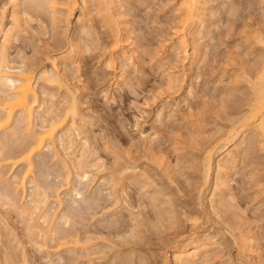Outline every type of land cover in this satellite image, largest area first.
<instances>
[{
	"label": "rangeland",
	"instance_id": "obj_1",
	"mask_svg": "<svg viewBox=\"0 0 264 264\" xmlns=\"http://www.w3.org/2000/svg\"><path fill=\"white\" fill-rule=\"evenodd\" d=\"M57 1L54 10L36 18L29 12L26 16L30 4L20 1L24 23L8 46L9 67L31 65L39 74L51 70L52 58L61 56L63 89L39 80L40 109L47 122L50 117L63 121L75 95L80 114L68 115L63 125L74 124L75 129L69 126L74 140L69 158H84L81 163L89 177L80 182L81 168L78 177L71 169L72 176L66 178L62 162L69 158L57 135L51 151L33 157L34 171L20 187L27 164L14 165L3 157L27 137L17 114L7 128L13 137L6 129L0 133L7 147L0 152V264H173L176 248L193 236L210 238L214 247L192 264H264L263 138L258 139L256 131L246 132L247 139L255 135L253 151L247 158L240 154L220 175L215 174V154L209 168L205 160L207 151L212 154L223 145L226 131L248 110L251 81L259 83L255 80L264 65V45L258 40L264 38V0H205L207 15L201 12L195 30V39L202 41L200 57L190 53L193 36L187 37L185 48L177 43L185 29L180 19L183 0H114L111 8L98 7L99 0H74V7L66 4L70 0ZM6 6L7 0H0L3 29L12 23ZM70 45L75 50L71 55ZM63 55L74 58L75 64L65 68ZM34 123L36 131L40 124ZM219 176L225 185L218 183ZM216 188L222 191L225 209L220 204L210 207ZM35 200L38 209L32 211Z\"/></svg>",
	"mask_w": 264,
	"mask_h": 264
},
{
	"label": "bare ground",
	"instance_id": "obj_2",
	"mask_svg": "<svg viewBox=\"0 0 264 264\" xmlns=\"http://www.w3.org/2000/svg\"><path fill=\"white\" fill-rule=\"evenodd\" d=\"M20 1L21 0H7V5L9 6V9L11 10V21H12V23H11V25L9 26V27H7V28H4L3 29V27L1 28V19H0V95H2V96H0V133H1V131H5V129L6 130H8L7 128H9V126L11 125V123L13 122V120H14V118H15V116L18 114L19 115V117H18V119H17V117H16V120H19V122L24 126V129L26 130V138L25 139H23V137H25V136H23L22 137V139H20V140H22L21 142H20V145H19V147H17V148H15V149H13V151H11V152H9V150L5 153V155H3V157H6V158H4V159H8L7 161H8V163H9V161L11 162V161H13V164L14 165H19L20 163H26L27 165H26V174H24L25 176H23V178H22V181H20V183L18 184V185H20V187H23L24 186V184H25V180H26V176L27 177H29V174L31 175V173H32V170H33V160H34V156L35 155H37V154H39L40 152H42V150H48L49 148H51L50 146H53L54 144H55V142H54V140H55V138L57 137V135H58V141H60L59 142V144H60V148H62V150H63V152L65 153V157H66V159H67V157L69 158L70 157V149L73 147V139H71V137H70V134H69V132L71 131V128H73L74 126V124L72 123L71 125H69V123H68V125L69 126H71V128L69 127V126H64L63 124V122H65L64 121V119L66 118L67 119V117H68V115L70 116V118L73 116V115H75L77 112H78V110H77V104H76V102H74L75 100H73L75 97V95H72L73 93L71 92V93H69L70 95H72L71 97L70 96H68L67 94H68V92H69V90H68V92H66L65 94L68 96V98L70 97V98H73L72 99V104H67L68 106L67 107H69V108H66L65 109V111L67 110V112H66V116L64 115V113H63V115H61V116H65L64 118L63 117H60V118H63V121H62V119L59 121V122H56V121H58V119L56 118H51L50 117V120H49V118H48V122L45 120V119H47L46 117L44 118L43 117V115H42V113L44 112L43 110V108H44V106L43 107H41L42 105L39 103V99H38V91L36 90V86H37V83H38V81L39 80H41V81H45V82H47L46 84L48 85V84H51V85H54L55 86V84L56 85H58V86H56V87H58V89L60 90L62 87H61V83H60V79H59V73H60V70H62V69H60V64H61V60L59 59L60 57H56V58H52L53 60H52V64H51V67H52V69L51 70H48V71H43L42 70V72H40L39 74H35L34 72H35V66L33 67V66H31V65H29V67H28V69H26V66L22 69H18L17 68V70H13V68H10L9 67V56H8V53L9 52H7L8 50V46L10 45V42H11V40L13 39V37L15 36V34H17V32H19V28L21 27L22 28V24H21V22H22V20H24V18L23 19H21V17H20V15L19 14H21V13H24L23 12V10H22V12H21V10H20V8L22 7L20 4ZM25 1V0H24ZM65 1H67V0H65ZM64 1V2H65ZM97 1V0H96ZM96 1L94 2V3H96ZM56 2H58L57 0H26V4L28 3V4H30V6H29V8L28 9H26L25 10V13L27 14L28 12V14H31L32 16H35V18L36 17H39V16H41V14H43V16H44V13L45 14H47L48 13V11L49 10H54L55 8H56ZM60 2V1H59ZM72 2V3H71ZM100 2V0L97 2L98 3V7H99V5H108V7L109 8H111V6H113L114 7V5H112V4H114L115 2H114V0H101V2ZM208 2V1H207ZM205 0H183V3H182V14H181V16H180V19L181 20H183V24H182V26L184 25L185 26V29L183 30L184 32L180 35V36H178V38H177V43L178 44H180V45H182V47L183 48H185L186 46H184V45H186L187 44V42L189 41L188 39H187V37H191V36H193L192 38H194V39H192L191 40V44H192V46L190 47L191 48V52L190 53H192L191 55H193L192 57H200V55H198L199 53H200V49H202V48H200L201 47V45H200V42H202L201 40L199 41V39H195V37H197L196 35H195V30H196V28H197V26H198V23H199V21H200V16H201V12H203V8H204V6H205V4L207 3ZM61 3V2H60ZM69 3H71L70 4V6L72 5H74V3H75V1L74 0H70V1H68V2H66V4H69ZM83 3H84V5H85V8H86V10L87 9H89L90 7H89V5L87 4V2H85V1H83ZM93 3V4H94ZM102 3V4H101ZM76 4V3H75ZM118 4V3H117ZM116 4V5H117ZM59 5V4H58ZM57 5V6H58ZM83 5V6H84ZM115 5V6H116ZM8 6H6V7H8ZM21 6V7H20ZM93 6V5H92ZM96 6V5H95ZM119 6V5H118ZM26 7V6H25ZM25 7L24 8H22V9H25ZM74 7V6H73ZM107 7V6H106ZM105 7V8H106ZM84 8V7H83ZM95 8V7H94ZM119 8V7H118ZM206 8V7H205ZM8 9V8H7ZM115 9V8H114ZM207 9V8H206ZM205 9V10H206ZM70 10H72V8L70 9ZM113 10V9H112ZM120 10V8L118 9V11ZM211 10V9H210ZM7 11V10H6ZM118 11H117V13H118ZM214 11V10H213ZM100 12V11H99ZM114 12H116V10L114 11ZM206 12V11H205ZM205 12H203V13H205ZM4 12H2V14H3ZM52 13V12H51ZM117 13H115V14H117ZM181 13V12H180ZM216 13H217V11H216ZM28 14L26 15V16H28ZM50 14V13H49ZM54 14V13H53ZM53 14H51V16L53 15ZM4 15V14H3ZM22 15V14H21ZM30 15V16H31ZM55 15V14H54ZM53 15V16H54ZM119 15V14H118ZM117 15V16H118ZM121 15V14H120ZM206 15H207V12H206ZM208 15H209V13H208ZM210 15H213V14H210ZM2 16V15H1ZM50 16V17H51ZM116 16V17H117ZM124 16V15H123ZM203 16V15H202ZM205 16V15H204ZM2 17H4V16H2ZM24 17V16H23ZM112 17V16H111ZM122 17V16H121ZM211 17V16H210ZM31 18V17H30ZM58 18V17H57ZM82 18V17H81ZM113 18H114V16H113ZM118 18V17H117ZM120 18V17H119ZM118 18V19H119ZM123 18V17H122ZM125 18V17H124ZM208 18H209V16H208ZM216 18V17H215ZM33 19V18H32ZM38 19V18H37ZM56 19V18H55ZM55 19H53V20H55ZM116 19V18H115ZM117 19V20H118ZM3 20V19H2ZM41 19H39L38 21H40ZM56 20H58V19H56ZM126 20V19H125ZM204 20V19H203ZM26 21V20H25ZM81 23H83V20L82 19H80L79 20ZM212 21V20H211ZM53 22H55V21H53ZM79 22V23H80ZM125 22V21H124ZM128 22V21H127ZM182 22V21H181ZM204 22V21H203ZM207 22V21H206ZM22 23H24V22H22ZM126 23V22H125ZM118 25H120V23H118ZM117 25V26H118ZM200 25V24H199ZM122 26V25H121ZM121 26H119V27H121ZM126 26V25H125ZM82 27V26H81ZM123 27V26H122ZM125 28V27H124ZM206 28V27H205ZM120 29V28H119ZM122 29V28H121ZM127 29V28H126ZM22 30V29H21ZM79 30V29H78ZM82 30V29H81ZM128 30V29H127ZM126 30V31H127ZM125 31V33H127ZM201 31V30H200ZM122 32V31H121ZM198 33V32H197ZM129 34V32L127 33V35ZM204 34V33H203ZM202 34V35H203ZM126 36V35H125ZM129 36V35H128ZM262 37V39L260 38V39H258V40H260L259 41V43H263V45H264V38H263V35H261ZM189 37V38H190ZM199 37V36H198ZM204 37V36H203ZM17 38V37H16ZM202 38V37H201ZM125 39H127V38H125ZM128 40V39H127ZM127 40H125V41H127ZM71 43V42H70ZM75 43V42H74ZM189 43H190V41H189ZM262 43H261V45H262ZM75 45V44H74ZM262 45V46H263ZM77 45H75L74 47H76ZM86 46V45H85ZM74 47L72 46L71 47V45H70V49H72V50H69V53H70V55H71V52L74 50ZM79 47H80V45H79ZM188 47V46H187ZM130 49V52H131V49H132V51H134L133 50V48H129ZM82 50H85V48L84 49H82ZM71 51V52H70ZM75 51V50H74ZM78 52V51H77ZM264 52V51H263ZM262 52V53H263ZM66 53V52H65ZM64 53V54H65ZM134 53V52H133ZM63 54V53H62ZM76 54V53H75ZM189 55V54H188ZM62 57H64V55L62 56ZM68 57H70V56H68ZM68 57H64V59L62 58V62L64 61V63H65V65L68 63V65L70 64V65H72V64H75L74 62L76 61L73 57V59L72 60H74V61H72L71 60V58H68ZM129 57V56H128ZM261 57H263V55L261 56ZM264 58V57H263ZM263 58H261V61L263 62L264 60H263ZM127 59V58H126ZM133 57L131 58H129L127 61H129V65L130 66H132V64H133ZM197 59V58H196ZM260 61V62H261ZM257 63H259V62H257ZM264 63V62H263ZM69 65V66H70ZM125 65H127L126 63H125ZM129 65H127V66H129ZM259 65H261L260 63H259ZM262 67H261V71H257L258 72V74H260L259 75V77H258V75H257V77L258 78H256V80L255 81H259V83H257V84H253L254 83V81H251V82H253V83H251L250 85H251V89H249L250 90V92L252 91V95H251V98H252V101H251V99H250V101L252 102V104L250 103V101H248V104L250 105H248V110L246 111V112H244V113H242L243 115H241L242 116V118H241V120L237 123V124H235V125H233V126H230L231 127V129L229 128V131L227 130L226 132H227V136H226V138L224 137V141H223V145L221 144L220 145V147L214 152H212V150H211V152H212V154L211 153H209L208 151H207V155H206V158H205V160H206V166L209 168V166L212 164L211 163V161H212V156L215 154V156H216V159H215V166H216V176L217 175H220V171H221V169H224V167L227 169V168H231L235 163H237L236 162V160L237 159H239V156H240V154L241 155H245V157L247 156V154H250V152L251 151H253V150H251V147H250V145L252 146V143H254V141H256L255 140V135H259L258 137H260V138H258V139H261V137L263 138V140H264V65H261ZM31 67V68H30ZM65 68L67 67V65L66 66H64ZM259 67V66H258ZM20 68V67H19ZM72 68V67H71ZM129 69V68H128ZM68 70V69H67ZM63 71V70H62ZM68 72H70V71H68ZM123 72V71H122ZM124 72H128V71H124ZM123 72V73H124ZM63 73V72H62ZM256 73V72H255ZM64 75V74H63ZM121 75V74H120ZM122 76V78H124V76H123V74L121 75ZM120 76V77H121ZM127 79V78H126ZM121 80V79H120ZM122 80H124V79H122ZM257 81V82H258ZM44 82V83H45ZM62 82V81H61ZM121 82V81H120ZM123 82V81H122ZM126 82H128V81H126ZM126 82H124V83H126ZM39 83H40V81H39ZM42 83V82H41ZM250 83V82H249ZM253 84V85H252ZM42 85V84H41ZM46 85V86H47ZM59 85H60V87L61 88H59ZM127 85H128V83H127ZM250 85H249V88H250ZM50 86V85H49ZM64 86V85H63ZM65 87V86H64ZM69 87V86H68ZM52 88V87H51ZM44 89V88H43ZM63 89V88H62ZM52 90V89H51ZM54 90H55V88H54ZM65 91H66V89H64ZM71 90V89H70ZM40 91V90H39ZM44 91H46V90H44ZM53 91V90H52ZM49 92V91H48ZM42 93H44V92H42ZM41 93V94H42ZM47 93V92H46ZM63 93V92H62ZM77 94V93H76ZM107 94V93H106ZM105 94V95H106ZM43 95H46V94H43ZM48 95V94H47ZM51 95V94H50ZM40 97H42L41 95H40ZM107 97V96H106ZM69 98V99H70ZM77 98V97H76ZM67 99V98H66ZM68 99V100H69ZM113 99V98H112ZM41 100H42V98H41ZM67 100V101H68ZM77 100V99H76ZM80 100V99H79ZM43 102V101H42ZM70 102V103H71ZM79 102V101H78ZM46 103V102H45ZM44 103V104H45ZM80 104V103H79ZM48 107V106H47ZM46 107V108H47ZM80 107V106H79ZM37 108H39L38 110H41L40 108H42L43 110H41V111H38L37 110ZM45 108V109H46ZM49 108V107H48ZM37 110V111H36ZM47 110V109H46ZM51 110V109H50ZM48 111V110H47ZM243 112V111H242ZM44 114H49V112L48 113H44ZM51 114V113H50ZM78 114H80L79 112H78ZM78 114H76V115H78ZM45 115V116H46ZM72 115V116H71ZM49 116V115H48ZM54 116V115H53ZM81 116V115H80ZM58 117V116H57ZM76 117H78V116H76ZM76 117H74V118H76ZM43 118H44V120H43ZM73 118V117H72ZM239 118V119H240ZM34 119H35V121L37 120V122H39V124H40V126H39V128L38 129H36V131L33 129L34 127H33V125L34 126H36L35 125V123L33 124V122H34ZM52 119H54L53 121H52ZM65 119V120H66ZM16 120H14L15 122H16ZM70 120H72V119H70ZM74 120V119H73ZM67 121V120H66ZM81 121V120H80ZM18 122V121H17ZM18 122V123H19ZM74 122V121H73ZM237 122V121H236ZM235 122V123H236ZM18 123H17V125H18ZM20 123H19V125H20ZM44 123H46L45 125H44ZM36 124H38V123H36ZM38 124V125H39ZM16 125V124H15ZM60 125H62V127L60 126ZM66 125H67V123H66ZM73 126V127H72ZM38 127V126H37ZM77 127V126H76ZM16 128V127H15ZM18 128V127H17ZM16 128V129H17ZM79 128V127H78ZM15 129V130H16ZM74 129H75V127H74ZM80 129L81 128H79V131H80ZM253 131H252V130ZM11 130V129H10ZM19 130V129H18ZM76 130H77V128H76ZM75 130V131H76ZM250 130V131H249ZM17 131V130H16ZM74 131V132H75ZM83 131V130H82ZM81 131V132H82ZM254 131H256V133H255V135L254 134H252V137H249L250 139H247V137H245V133L246 132H254ZM7 132H9V133H7V134H10L11 136H12V133L8 130ZM18 132V131H17ZM20 132V131H19ZM78 132V131H77ZM257 132L259 133V134H257ZM6 133V132H5ZM16 133V132H15ZM14 133V136L16 137V134ZM251 134H249L250 136H251ZM23 135V134H22ZM225 135H226V133H225ZM254 135V136H253ZM3 136H4V134H3ZM2 136V137H3ZM5 136H7L6 134H5ZM13 137V136H12ZM86 137V136H85ZM8 138V137H7ZM7 138H5L6 140H8ZM10 138V137H9ZM16 139V138H15ZM83 139V138H82ZM90 139V138H89ZM225 139L227 140L226 142H225ZM257 139V138H256ZM73 140V141H72ZM263 140H262V142H263ZM56 141V140H55ZM76 141V140H75ZM84 141H85V139H84ZM258 141V140H257ZM261 141V140H260ZM259 141V142H260ZM7 142V145H8V141H6ZM9 142H11V141H9ZM51 142H54V144L53 143H51ZM89 142V141H88ZM1 144H0V152L1 153H3V151L5 152V149L7 148L6 147V144H5V141L3 142V145H2V139H1V142H0ZM19 143V142H18ZM57 143V142H56ZM84 143V142H83ZM82 143V141H81V143L80 144H83ZM261 143V142H260ZM50 144H53V145H50ZM85 144V143H84ZM257 144V143H256ZM10 146H11V144H9ZM9 145H8V147H9ZM76 144H74V146H75ZM85 145H87V141H86V144ZM17 146V145H16ZM15 146V147H16ZM53 147H55V146H53ZM84 147V146H83ZM82 147V148H83ZM254 147V146H253ZM253 147H252V149H253ZM11 149L12 148H14L13 146L12 147H10ZM86 148V147H85ZM216 148H217V146H216ZM81 149V148H80ZM215 149V148H214ZM50 151H51V149H49ZM52 150H53V148H52ZM73 150V149H72ZM56 151V150H55ZM70 151V152H69ZM44 152H46V151H44ZM49 152V151H48ZM56 152H58L59 153V151L57 150ZM84 152V151H83ZM1 153H0V155H1ZM58 153H56V154H58ZM70 153V154H69ZM75 153V152H74ZM73 153V154H74ZM81 153V152H80ZM4 154V153H3ZM83 156H84V154H85V152H84V154L83 153H81ZM64 155V154H63ZM56 156V155H55ZM54 156V157H55ZM79 156H80V154H79ZM86 156H87V154H86ZM89 156V155H88ZM214 156V157H215ZM63 157V156H62ZM78 157V156H77ZM81 157V156H80ZM80 157H79V160H83L82 158L80 159ZM90 157V156H89ZM56 158H58V156L56 157ZM74 158V157H73ZM247 158V157H246ZM60 159H62V158H60ZM76 159V158H75ZM78 159V158H77ZM87 159V158H86ZM63 160V159H62ZM69 160V161H68ZM85 160V159H84ZM204 160V161H205ZM60 161V160H59ZM81 161H74V160H72L71 158H69V159H67V160H63V162H62V164H64L65 165V168H67L66 170L68 171V176H66V178L68 177H70V175L72 174L71 173V171H73V170H75V171H77V172H75V171H73L74 173H76V174H74V175H77L76 177H78V175H80V172L82 171V169H83V164L81 163ZM87 161V160H86ZM89 161V160H88ZM91 161V160H90ZM84 162V161H83ZM12 163V162H11ZM43 163V162H42ZM94 163V162H93ZM61 164V165H62ZM205 164V163H204ZM36 165H38V164H36ZM86 165H88V164H86ZM90 165V164H89ZM94 165V164H93ZM40 167H42V166H40ZM88 167H90V166H88ZM92 167V166H91ZM168 167V166H167ZM206 167V168H207ZM212 167V166H211ZM63 168H64V166H63ZM82 168V169H81ZM93 168V167H92ZM96 168V167H95ZM126 168V167H125ZM131 168V167H130ZM204 168H205V166H204ZM42 169V168H41ZM71 169H73V170H71ZM81 169V171L79 172V174H77L78 173V170H80ZM85 169H86V167H85ZM91 169V168H90ZM127 169V168H126ZM136 169V168H135ZM166 169H168V168H166ZM165 169V170H166ZM64 170V169H63ZM84 170V169H83ZM128 170V169H127ZM129 170H131V169H129ZM128 170V171H129ZM137 170V169H136ZM170 170V169H169ZM168 170V171H169ZM207 170V169H206ZM209 170V169H208ZM225 170V169H224ZM231 170V169H230ZM34 171V170H33ZM87 171V170H86ZM127 171V172H128ZM132 171H135L134 169L132 170ZM131 171V172H132ZM138 171V170H137ZM137 171H135V172H137ZM212 171V170H211ZM210 171V172H211ZM227 171H228V169H227ZM43 172V171H42ZM88 172H89V170H88ZM139 172V171H138ZM207 173H209L208 171H206ZM223 172V171H222ZM64 173V172H63ZM71 173V174H70ZM134 173V172H133ZM1 174V173H0ZM125 175V174H124ZM127 175H128V173H127ZM126 175V176H127ZM130 175V174H129ZM128 175V176H129ZM135 175V174H134ZM137 175V174H136ZM139 175V174H138ZM205 175V174H204ZM209 174H207V176H208ZM212 175V174H211ZM225 175V174H224ZM44 176V175H43ZM72 176V175H71ZM215 176V175H214ZM46 176H44V178H45ZM87 177H89L88 176V174L85 172V170L83 171V174H81L78 178H79V180H80V182L82 183L83 182V180L85 179V178H87ZM122 177V176H121ZM130 177H132V174L130 175ZM134 177V176H133ZM137 177V176H136ZM220 177V176H219ZM226 177V176H225ZM225 177H223L224 178V180H225ZM38 178H39V176H38ZM77 178V179H78ZM124 178V177H123ZM128 178V177H127ZM217 178V177H216ZM3 179V178H2ZM113 179V178H112ZM227 179V178H226ZM40 180V179H39ZM76 180V179H75ZM87 181H89L88 179H86ZM205 180H207V178L205 179ZM218 180H219V182L218 183H222V181L223 180H221V177H220V179L218 178ZM36 180L34 179V182H35ZM67 181H70V180H67ZM72 181V180H71ZM70 181V182H71ZM85 181V180H84ZM111 181V180H110ZM37 182V181H36ZM75 182V181H74ZM225 182V181H224ZM3 183V182H2ZM5 183V182H4ZM3 183V184H4ZM73 183V182H72ZM85 183V185H86V182H84ZM218 183H217V185H218ZM69 184V183H68ZM74 184V183H73ZM88 184V183H87ZM143 184V183H142ZM223 184V183H222ZM79 185V184H78ZM84 185V184H83ZM220 185V184H219ZM218 185V186H219ZM223 185H225V184H223ZM81 186V185H80ZM87 186V185H86ZM207 186V185H206ZM211 186V185H210ZM214 186H215V184H214ZM3 186H1V188H2ZM41 186H39V188H37V190H41V188H40ZM216 187V186H215ZM225 187V186H224ZM6 188V187H5ZM15 188V187H14ZM85 188V187H84ZM214 188V187H213ZM219 188H220V186H219ZM219 188H216L217 190H214L212 193H211V197L212 198H210V200L211 201H209V202H211V206L210 207H212V208H216L217 206H218V204H220L221 206H223L220 202H221V199H222V191H221V194H219ZM222 188V187H221ZM10 189H11V187H10ZM43 189V188H42ZM45 189H46V187H45ZM76 189V188H75ZM8 190V189H7ZM39 190V191H40ZM73 190V189H72ZM84 190V189H83ZM225 190V189H224ZM13 191V190H12ZM36 191V189H34V192ZM76 191V193H77V195L79 196V193H78V191H80V190H75ZM207 191V190H206ZM74 192V191H73ZM83 192V191H82ZM157 192V191H156ZM209 192V191H208ZM223 192H226V191H223ZM36 193V192H35ZM35 193H33V195L32 196H34V194ZM37 193H38V191H37ZM36 193V194H37ZM75 193V192H74ZM75 193V194H76ZM81 193V192H80ZM121 193V192H120ZM100 194V193H99ZM102 194V193H101ZM101 194H100V196H101ZM152 194V193H151ZM45 195V194H44ZM76 195V196H77ZM154 195H155V193H154ZM219 197H218V196ZM225 195V194H224ZM6 196V195H5ZM35 196H39V195H35ZM93 196V195H92ZM156 196V195H155ZM7 197H8V195H7ZM80 197V196H79ZM81 197L82 198H84L82 195H81ZM97 197H98V194H97ZM152 197V196H151ZM216 197H218L217 199H216ZM82 198H79V199H82ZM101 198V197H100ZM117 198H121L120 197V195H119V197H117ZM35 199V198H34ZM95 199V198H94ZM97 199V198H96ZM102 199H103V196H102ZM101 199V200H102ZM158 199V198H157ZM225 199H227V197L225 198ZM8 200V199H7ZM10 200H12L11 198H10ZM159 200V199H158ZM224 200V199H223ZM33 201V200H32ZM31 201V202H32ZM75 201V200H74ZM80 201H83V200H80ZM100 201V200H99ZM103 201V200H102ZM101 201V202H102ZM119 201H120V199H119ZM160 201V200H159ZM35 202H36V200H35ZM85 202V201H84ZM162 202V201H161ZM75 203V202H74ZM92 203H94V202H92ZM98 203V202H97ZM170 203H171V201H170ZM223 203V202H222ZM224 203L226 204L227 203V201H224ZM32 204H33V208H32V211H33V209L36 211L37 209H38V207H37V205H36V207H35V204H37V202L36 203H33L32 202ZM87 204V203H86ZM91 204V203H90ZM172 205V204H171ZM228 205V204H227ZM231 205V204H230ZM164 206H165V204H164ZM69 207H71V206H69ZM87 207H88V205H87ZM91 207V206H90ZM160 207V206H159ZM166 207V206H165ZM224 207V209H225V206H223ZM231 207V208H230ZM229 208L230 209H233L232 208V206H230ZM31 208V207H30ZM169 208H171V207H169ZM220 208V207H219ZM68 209H71V208H68ZM91 209V208H90ZM163 209H165V208H163ZM30 210V209H29ZM75 210V209H74ZM86 210V209H85ZM157 210V209H156ZM220 210H223V209H220ZM31 211V212H32ZM70 211V210H69ZM79 211V210H78ZM78 211H75V212H78ZM81 211V210H80ZM79 211V212H80ZM167 211V210H166ZM215 211V210H214ZM226 211H228V207H227V210ZM22 212V211H21ZM162 212V211H161ZM167 212H169V211H167ZM216 212V211H215ZM220 212V211H219ZM229 212L230 213H232L233 212V210H232V212H231V210H229ZM25 213V212H24ZM217 213H218V211H217ZM222 213V212H221ZM227 213V212H226ZM225 213V214H226ZM229 213V214H230ZM33 214V213H32ZM70 214V213H69ZM78 215H79V213H77ZM45 215L46 214H44V217H45ZM48 215V214H47ZM47 215H46V217H47ZM65 215H66V213H65ZM73 215V214H72ZM166 215V214H165ZM49 216V215H48ZM63 216V215H62ZM62 216H61V218H62ZM231 216H232V214H231ZM234 216V215H233ZM237 216V215H236ZM43 217V218H44ZM63 217H67V216H63ZM160 217V216H159ZM167 217H168V214H167ZM228 217V216H227ZM68 218V217H67ZM72 218V217H71ZM78 218V217H77ZM76 218V219H77ZM225 218V217H224ZM232 218V217H231ZM48 219V218H47ZM64 219V218H63ZM69 219L70 218H68V219H66V220H68L69 221ZM234 219V218H233ZM236 219V218H235ZM50 221V220H49ZM234 221V220H233ZM77 222V221H76ZM67 223V222H66ZM140 223H141V221H140ZM229 223V222H228ZM146 226V225H145ZM155 226V225H154ZM148 228V227H147ZM153 228V227H152ZM155 228V227H154ZM60 231V230H59ZM145 231H147V230H145ZM144 232V231H143ZM142 232V233H143ZM154 232H156V230L154 231ZM141 233V232H140ZM57 234V233H56ZM65 234V233H64ZM196 235V234H195ZM199 235H200V233H199ZM191 236V235H190ZM67 237V236H66ZM140 237V236H139ZM208 236H206V238H207ZM205 238V237H204ZM203 238V236H202V238H200V237H198V236H193L191 239H190V237H189V239H190V241H189V243L187 242V243H185L186 245H183V246H179L178 248H176V250L174 251V253H173V256H172V258H173V260H172V263L173 264H192V263H194V262H198L199 261V259H201V257L202 256H204L209 250H211L210 249V247H211V245L213 244V242H212V240L210 239V241H209V239H204ZM62 239V238H61ZM60 239V240H61ZM184 239V238H183ZM59 240V241H60ZM63 240V239H62ZM65 240V239H64ZM67 240V239H66ZM142 240V239H141ZM143 240H145V239H143ZM184 241V240H183ZM214 242H215V240H214ZM61 243V242H60ZM183 243V244H184ZM126 244V243H125ZM138 244V243H137ZM61 245V244H60ZM128 246V245H127ZM213 246V245H212ZM130 247V246H129ZM174 247V246H173ZM214 247V246H213ZM131 248V247H130ZM125 249V248H124ZM8 250V249H7ZM115 250V249H114ZM116 250H118V249H116ZM9 251V250H8ZM113 251V250H112ZM111 251V252H112ZM130 251V250H129ZM134 251V250H133ZM115 252V251H114ZM118 252V251H117ZM120 252H121V250H120ZM138 252V251H137ZM9 253H10V251H9ZM116 253V252H115ZM128 253V252H127ZM114 254V253H113ZM132 254V253H131ZM138 254V253H137ZM170 254V253H169ZM134 255V254H133ZM138 255H140V254H138ZM9 256V255H8ZM117 256H118V254H117ZM120 256V255H119ZM137 256V255H136ZM133 257V256H132ZM12 258V257H11ZM115 258V257H114ZM169 258V257H168ZM210 258V257H209ZM119 259V258H118ZM140 259V258H139ZM9 260V259H8ZM11 261V260H10ZM9 261V262H10ZM110 261V260H109ZM130 261V260H129ZM170 261V260H169ZM11 263V262H10ZM15 263V262H14ZM132 263V262H131Z\"/></svg>",
	"mask_w": 264,
	"mask_h": 264
}]
</instances>
